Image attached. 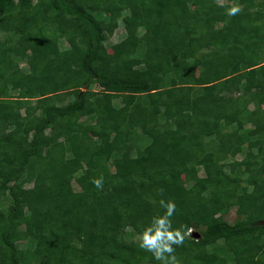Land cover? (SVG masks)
Masks as SVG:
<instances>
[{
  "label": "trees",
  "instance_id": "1",
  "mask_svg": "<svg viewBox=\"0 0 264 264\" xmlns=\"http://www.w3.org/2000/svg\"><path fill=\"white\" fill-rule=\"evenodd\" d=\"M171 256L264 264V0H0V264Z\"/></svg>",
  "mask_w": 264,
  "mask_h": 264
},
{
  "label": "clouds",
  "instance_id": "2",
  "mask_svg": "<svg viewBox=\"0 0 264 264\" xmlns=\"http://www.w3.org/2000/svg\"><path fill=\"white\" fill-rule=\"evenodd\" d=\"M228 15H235L237 12L240 11L239 6L232 7L227 10ZM94 183L99 187L101 185L100 180H95ZM175 209V205L173 203L168 204V215H171L173 210ZM160 224H163V218L159 221ZM166 237L169 241H171L173 244H180L183 242L184 236L181 235V231L179 229H176L175 231H165L161 232L159 229H156L155 231H152V229H148L143 232L141 237V243L140 247L145 248L149 251H152L155 255V258L159 260L161 257L159 253L161 251H167L169 253L173 252V248L171 247H165L164 249H161L160 245L157 243V241L162 237ZM199 237V236H197ZM170 264H177L176 258L174 256H171L170 258Z\"/></svg>",
  "mask_w": 264,
  "mask_h": 264
},
{
  "label": "rangeland",
  "instance_id": "3",
  "mask_svg": "<svg viewBox=\"0 0 264 264\" xmlns=\"http://www.w3.org/2000/svg\"><path fill=\"white\" fill-rule=\"evenodd\" d=\"M119 23H120V28L115 32L114 35H112L108 38V40L106 42V46H112L113 44L119 43L120 41H122L126 37V33L123 30L124 25H123L122 21L120 20ZM61 47L65 48V47H67V44L62 43ZM21 68L24 69L26 72H29V69H30V67H28V65L24 64V63L21 64ZM93 90L96 92L99 90V88L93 87ZM144 137H147V136H143L142 138H144ZM149 143H150L149 138H144V140L142 141V144L145 146L149 145ZM236 210H237L236 208L231 209L229 211V213H227L225 215V217H224L225 220H227L231 224H234L238 219ZM191 232L194 234V237L201 235L200 231L198 229H194ZM25 246H26V244L24 242L18 244V247L21 249L25 248Z\"/></svg>",
  "mask_w": 264,
  "mask_h": 264
}]
</instances>
